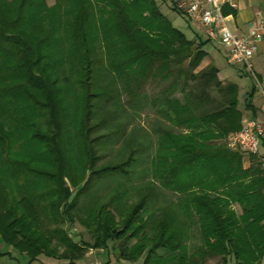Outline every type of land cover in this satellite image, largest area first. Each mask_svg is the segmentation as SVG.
<instances>
[{
    "label": "trees",
    "instance_id": "trees-1",
    "mask_svg": "<svg viewBox=\"0 0 264 264\" xmlns=\"http://www.w3.org/2000/svg\"><path fill=\"white\" fill-rule=\"evenodd\" d=\"M209 42L189 38L158 0H0V235L9 253L74 262L120 242L127 260L147 251L144 264H264V170L255 159L245 168L225 143L245 112L237 83L216 64L199 70ZM150 78L170 83L152 97L142 93ZM130 106L155 107L163 120L146 185L136 181L140 145L101 167L91 138ZM110 179L134 190L123 184L90 203ZM76 221L91 240L72 239L63 224Z\"/></svg>",
    "mask_w": 264,
    "mask_h": 264
},
{
    "label": "rangeland",
    "instance_id": "rangeland-1",
    "mask_svg": "<svg viewBox=\"0 0 264 264\" xmlns=\"http://www.w3.org/2000/svg\"><path fill=\"white\" fill-rule=\"evenodd\" d=\"M50 5H53L56 3L57 0H47ZM161 4V7L163 9V12L167 14V16L170 18V20L181 30H185V33L187 36L191 39L196 40H202L204 38L203 34H201V38L197 39L196 33H201L200 29H197L193 27L192 29L188 27V20L185 18V16L180 13L179 11H176L174 9V6L171 2V0H158ZM205 40V39H203ZM212 42V41H210ZM208 43L206 45V50L211 52V56H215V62L211 61L212 58H205L202 62V64L199 67V70L206 68L207 66L211 64H216L221 68V77L225 78L228 77V69L231 67V64L226 58L218 57L216 55L217 48L213 49L214 44L219 46L218 43L212 42ZM212 56V57H213ZM228 82L227 80H224ZM169 81L163 80L161 78H150L146 83H143L142 87V93L146 95H151L152 97H156L160 91L164 88H166L169 85ZM118 85L121 86L120 83ZM123 95V94H122ZM177 95L181 96L182 94L180 92L177 93ZM124 101L128 102L130 99V96L124 92ZM240 98V107L242 109L243 107V101H244V94L243 96L239 94ZM243 99V100H242ZM127 106V105H126ZM113 111L114 107L113 105L110 107ZM162 117L159 115L158 110L155 107H145V108H133V107H124V109H121L119 111V116H115L113 114L112 117L109 118V127L105 130L103 129H97L92 133L91 138L98 139L97 142L94 144V148L96 149V153L98 155H101L104 159H102L98 165L106 166V165H115L120 163L121 161H124L128 158V155L137 148L138 145H140V153H139V176L137 177L138 183L146 185L149 181L153 179V173L150 170V161L152 158V155L154 153V142L157 138V128L161 125L160 121ZM253 119V118H247L245 116V120ZM113 124V126H111ZM235 132H232L229 134V136L226 138L225 143L227 144V147L233 151H238L242 155L247 156L251 160V162L247 163L245 159H243V164L245 168L250 167V165L253 163V160L261 162V167L264 170V161L259 156V153L253 154L246 152L244 150L240 149H234L231 148L229 145L230 137ZM104 135V136H103ZM103 144H100L102 141H107ZM76 145V143H75ZM135 147V148H134ZM263 161V162H262ZM125 185L126 187H129L130 189L134 190L133 188V181L128 182L123 179H110L108 181H105L101 183L99 186H96V191L94 195H92V199L90 200V203L95 204L98 202L99 199L104 198L107 199L112 194L115 189L120 188L122 185ZM133 195H136L134 191L132 192ZM168 193H170L168 191ZM83 202V199L82 201ZM235 208L239 213H241V208L237 204L235 205ZM178 211L181 212V209L178 206ZM82 219L87 216V213L84 211H81ZM49 219L46 217V220ZM183 225L186 226L185 222H182ZM64 227H66L70 232V235H72L73 238L79 239L80 235L84 234V238L86 240H91L90 233L86 230V228L79 223V221H76L74 223V228L72 230L69 229L68 223L63 224ZM62 225V226H63ZM193 228V227H191ZM196 227L193 229L195 230ZM190 232V231H189ZM191 250L195 248V246L199 243V239L196 238L192 241H189ZM117 243V242H116ZM118 242L117 244H119ZM121 244V243H120ZM100 259V258H97ZM145 257H140L136 261H133L130 264H144ZM102 260V259H101ZM103 261V260H102ZM104 262V261H103ZM205 264H222L221 257H213L208 258L207 262ZM228 264H236L235 259H230Z\"/></svg>",
    "mask_w": 264,
    "mask_h": 264
},
{
    "label": "crops",
    "instance_id": "crops-1",
    "mask_svg": "<svg viewBox=\"0 0 264 264\" xmlns=\"http://www.w3.org/2000/svg\"><path fill=\"white\" fill-rule=\"evenodd\" d=\"M232 3H235L236 6L232 5ZM223 11L229 16V25L233 32L238 36L244 37L247 36L261 20L264 21V0H228L224 4ZM188 27L192 29L195 26L189 22ZM183 31L185 32V30ZM200 32L201 33H196L197 39L201 38V34L204 36L203 39H208L201 29ZM214 48H217L216 55H218V57L226 58L231 64V67L228 69V77L225 78L221 77V68L218 66L220 69V78L235 82L239 85L240 95L243 96L244 94V105L242 109L245 112V116H247V118L257 119L264 125V31L259 41V50L253 58L252 70L244 65L234 63L229 57L228 49L221 45L219 48V46L215 44L213 46V49ZM212 56L211 52H209L208 57L212 58L211 61L215 62V56ZM248 99L252 101L251 108H246ZM259 156L264 161V134L262 136V147ZM244 159L247 163L251 162L247 156H245ZM167 194L171 195L174 203L177 202V196L175 194L168 192ZM174 207H178V205H174ZM188 226L189 223H187V227ZM194 228L195 227H193V229ZM72 239L79 244L82 243L81 235L79 239L76 237H72ZM193 240L194 236L192 235L189 241L193 242ZM10 250V246L0 235V264H92L97 258L102 259L104 264H130L133 262L121 257L120 243L117 244L114 242H110L107 248L89 247L85 255L78 256L74 262L67 257L51 256L47 254L39 255L38 258L32 262L29 260L27 254H20L17 251L9 253ZM147 256V251L141 255V257H145L144 263Z\"/></svg>",
    "mask_w": 264,
    "mask_h": 264
},
{
    "label": "built area",
    "instance_id": "built-area-1",
    "mask_svg": "<svg viewBox=\"0 0 264 264\" xmlns=\"http://www.w3.org/2000/svg\"><path fill=\"white\" fill-rule=\"evenodd\" d=\"M228 0H171L173 6L185 18L201 29L212 42L228 49L229 57L236 64L253 68V58L259 50V41L264 31V21H260L252 31L244 37L236 35L229 25V16L223 11ZM232 5L236 6L235 3ZM264 125L257 119L245 121L241 130L230 137L231 148L257 154L262 147ZM92 264H104L95 259Z\"/></svg>",
    "mask_w": 264,
    "mask_h": 264
}]
</instances>
